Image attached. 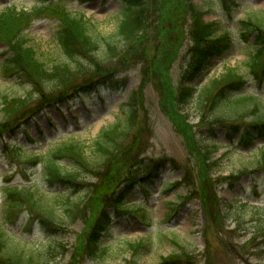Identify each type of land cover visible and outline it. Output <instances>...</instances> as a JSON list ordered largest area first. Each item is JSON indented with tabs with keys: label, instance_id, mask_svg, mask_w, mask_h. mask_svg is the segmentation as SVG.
I'll return each instance as SVG.
<instances>
[{
	"label": "rangeland",
	"instance_id": "1",
	"mask_svg": "<svg viewBox=\"0 0 264 264\" xmlns=\"http://www.w3.org/2000/svg\"><path fill=\"white\" fill-rule=\"evenodd\" d=\"M46 1L0 0V14L9 7L33 13L41 6L20 36L46 69L69 65L77 76L68 88L51 81L36 86L22 74L10 75L5 69L13 58L12 41L0 43V122H5V99L26 102L6 122L14 123L16 135L7 131L0 136V224L10 223L4 218L2 188L32 187L37 198L55 206L58 229L30 225L23 212L11 231L35 249L51 251L49 264H264V143L241 138L257 113L264 112V0H192L203 22L216 24L217 36H230L232 49L202 77L186 79V86L199 92L213 85L216 93L225 86V72L233 70L248 83L239 93L256 98L235 105L238 93L229 90L216 106L215 93L206 104H200L197 93L190 104L177 108L179 122L169 114L167 99L170 92L176 96L181 91L183 77L192 71L196 44L190 16L179 42L173 26L168 32L150 30L132 45L140 49L137 60L128 61L129 52L120 56L130 47L122 49L119 37L122 0H50L49 7L58 13L66 10L88 21L100 39L92 56L73 59L58 39L64 22L44 9ZM253 24H260L263 34ZM107 40L117 48L111 62L104 60ZM254 59L261 76L251 72ZM103 75L111 76L117 90L101 86ZM132 100L135 119L125 137V104ZM117 126V147L104 158L99 138ZM65 144L82 148L85 162L61 160L64 172L78 177H64L66 185L50 184L37 158ZM113 199L120 207L109 208ZM76 202L80 206L70 218L66 209ZM104 209L112 222L97 241L108 247L109 258H90L85 250Z\"/></svg>",
	"mask_w": 264,
	"mask_h": 264
},
{
	"label": "trees",
	"instance_id": "2",
	"mask_svg": "<svg viewBox=\"0 0 264 264\" xmlns=\"http://www.w3.org/2000/svg\"><path fill=\"white\" fill-rule=\"evenodd\" d=\"M125 2L128 8L120 25L119 37L124 42V47L122 49L126 46H130L120 53V56H122L123 53L129 52L131 55L124 57L128 61L137 60L136 57L140 49L137 47L134 48L132 45L138 43L139 39L141 40L143 35H146L145 33H149L150 30L159 31L161 33L168 32L170 29L169 27L173 26L177 29L176 41L179 42L182 36L180 30L183 28V21L188 19L189 16L191 18L190 33L196 44L192 71L183 77L184 80L181 84V91H175L177 93L176 96H173L174 94L170 92V96L167 99V106L170 111L169 114L175 116L173 119L176 122L182 121V117L179 115L177 108H179V106L181 107L182 104H189L191 102L190 100H193L194 95L197 93L195 88L184 86L186 79L192 81L197 77L196 74H198V77H202L211 67L214 60L227 55L232 47L231 39L226 34L217 36L216 33L218 28L215 27V25H206L203 22L202 15L193 5L192 0H125ZM188 10L190 13H188ZM24 20H26L24 13L17 14L8 11L4 14V22L0 27V41L6 42L7 39L12 41L9 45L14 54V57L10 60V64L5 71L10 75L22 74L25 78L31 79L35 85L37 84L36 86L42 85L46 81H51L54 82L57 87H64L68 82L72 81L73 77L77 76V72L73 73L69 65L56 66L52 71L46 69L45 64L37 58L35 50L27 45V41L24 37L20 36ZM64 22L65 28L63 33H60V41L65 48V52L68 53L71 58H88L99 50L100 39H97V36L91 32V26L87 21L67 16ZM250 24L252 25V23ZM253 26H255L256 29H260L263 34L260 24H253ZM113 46L114 44L112 42L106 41V47L103 52L108 54V57L104 59L108 62L113 61V57L110 56L115 54V50L117 49ZM122 49H120V51ZM249 66L251 72L255 75L259 72L258 70L261 67L255 59L249 63ZM106 76L107 75H103V81L107 80ZM222 78L225 83V88H221L216 93L214 90L215 86L213 85H211V87L209 86L207 89H202L197 95L200 104H202V102L206 104V101L213 98L215 95L213 104L218 106L225 100L223 97L225 92L227 93L231 90V92L237 91L238 93L241 91L240 89L244 87V78L237 75L233 70L225 72ZM68 86L69 85H67V87ZM24 100L5 99L6 102L3 103L4 115L2 117V121L5 122H0V136L12 130L14 123L10 126L7 123L17 115L15 112L16 107H18L20 103H26ZM233 100L235 105L255 101L253 97H241L240 95ZM136 106L134 100L126 105L128 111L124 114L123 120L128 124L129 130L127 128L125 132L127 134L123 133L125 137L128 135L133 125ZM251 129H253V131H248V136H246V138L261 139L264 141V112L257 113L254 125ZM120 134L119 126H117L111 132H104L99 138L100 142L97 146L98 149L101 150L100 152L104 154V158L109 157L110 154L114 152L113 150L117 147L116 141ZM84 158L82 148L74 144H65L59 149L47 154L43 159L38 158V161L43 165L45 177L49 180L50 184L66 185L69 183L67 180L65 181L64 177L72 181L75 180L78 175L74 172H64L65 168L62 167L61 160L68 159L81 164L85 162ZM82 165L88 166L87 163ZM261 165L264 166V156ZM3 193L6 200L3 210L4 217L9 220L10 223L15 224L19 217V213L27 211L31 218L29 221L36 218L39 220L42 227H56V230L58 229V225L56 224L58 215L56 214L55 206H52L48 200L37 198V193L34 192L32 188L5 187ZM103 201L105 202L106 198ZM113 203L118 204L119 202H116V200L114 201V199L109 201V205ZM79 206V202L72 203L68 206L66 210H68L67 212L70 218L75 215ZM15 212H18V214L15 215L14 218L12 214ZM99 214V220L90 233L91 243L88 249L85 250V253L87 256H90V258L99 256L109 258V251L97 241V239L100 240L105 227L109 224L107 210L104 209L100 211ZM262 230H264V227ZM51 257L52 253L49 250L43 248L35 249V246L24 241L15 242V238L11 236L5 228L0 227V264H49ZM76 260L77 259H75L74 262ZM71 263L72 260L68 264Z\"/></svg>",
	"mask_w": 264,
	"mask_h": 264
}]
</instances>
